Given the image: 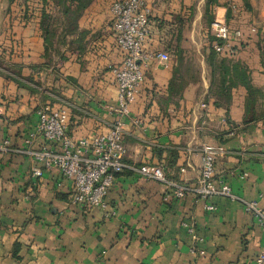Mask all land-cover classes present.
Segmentation results:
<instances>
[{"label":"crops","instance_id":"crops-1","mask_svg":"<svg viewBox=\"0 0 264 264\" xmlns=\"http://www.w3.org/2000/svg\"><path fill=\"white\" fill-rule=\"evenodd\" d=\"M116 1L93 0L78 17L75 35L57 30L60 40L49 51L39 16L34 29L22 24L16 47L0 48V142L23 148L36 110L45 105L67 113L73 138L109 131L113 70L122 61L109 10ZM217 2L211 19H225L241 38L212 61L207 41L201 60L193 62L186 46L196 47L201 22L211 35L207 0H147L143 50L175 57L144 70L130 109L138 125H128L123 140L124 163L133 169L162 164L168 178L194 190L207 149L216 154L213 186L229 188L236 200L203 199L192 191L178 199L163 184L125 169L104 208L78 206L56 171L33 178L31 160L10 154L0 157V264H251L264 251V231L243 205L254 202L264 213V0H239L230 18L223 0Z\"/></svg>","mask_w":264,"mask_h":264},{"label":"built area","instance_id":"built-area-1","mask_svg":"<svg viewBox=\"0 0 264 264\" xmlns=\"http://www.w3.org/2000/svg\"><path fill=\"white\" fill-rule=\"evenodd\" d=\"M223 5L227 10H237L234 0H223ZM109 10L113 20L115 43L122 53L121 63L113 70L117 93L116 105L109 109L115 115L109 131L91 140L73 138L67 133V113L45 105L36 110V125L24 139V147L14 149L8 141H2L0 157L17 154L29 158L34 164L31 176L36 179H41L45 172L56 171L70 185L71 203L93 209L105 207L104 199L115 176L125 169L135 172L146 181L163 184L178 199L192 191L203 199L224 196L236 200L229 188L223 185L219 188L213 186L216 154L207 149H203L201 154V171L194 190L168 178L162 164L142 165L133 169L124 163L123 140L126 127L138 125L130 117V109L138 100L144 82V70L154 63L168 62L169 57L166 53L143 50V45L149 40L150 9L147 0H119L113 2ZM210 32L221 43L212 45L217 54H223L226 50L232 51L233 39L241 38L239 31L230 32L225 19L218 18L217 15L210 24ZM38 139L41 140L40 144H36ZM61 186L62 183L56 185L57 188ZM243 205L245 211L258 220L264 231V213L257 204L244 202ZM207 209L213 210V207ZM188 232L191 234L193 230L188 228ZM251 264H264V251Z\"/></svg>","mask_w":264,"mask_h":264},{"label":"trees","instance_id":"trees-1","mask_svg":"<svg viewBox=\"0 0 264 264\" xmlns=\"http://www.w3.org/2000/svg\"><path fill=\"white\" fill-rule=\"evenodd\" d=\"M92 1L93 0H39L38 30L44 43V51H49V49L52 48V42L56 38H59L57 35V30L63 28V30L65 31L64 36L75 35L77 31L78 17L82 13V11L89 7ZM238 1L239 0H234V4L239 5ZM216 5H219L217 0H207L206 18L208 20L209 26L213 21L210 15H212L213 7ZM242 7L244 8V11H247L246 1L244 2ZM238 9L239 6H237V10ZM237 10H229L228 18L235 17ZM208 41L210 44V61H212L216 55V52L213 50L212 45L214 43H221L211 36H209ZM261 58V60L264 62V39H262ZM172 80H174V78ZM172 86L173 83L170 85V91L173 89ZM172 156L173 155L170 153V157Z\"/></svg>","mask_w":264,"mask_h":264},{"label":"rangeland","instance_id":"rangeland-1","mask_svg":"<svg viewBox=\"0 0 264 264\" xmlns=\"http://www.w3.org/2000/svg\"><path fill=\"white\" fill-rule=\"evenodd\" d=\"M198 1L199 0H195V3ZM195 3L194 7H196ZM38 10V0H0V48L3 52H7V50L10 49L12 50L13 46L16 47V45L21 41L19 37V34L22 31L21 29L35 28L33 24H36L34 20L38 16ZM194 12L196 13L195 9ZM23 23L26 26L24 28L22 26ZM200 26H202L203 32L202 35L195 40L196 47H194L191 41L186 46L187 53L195 55L192 59L193 62H199L201 60L202 51L207 45L209 36H211L208 35L210 33H208V30L203 22H201ZM161 39L163 42L167 41L165 36H162ZM234 42L235 41L231 43L232 49L234 48ZM167 55L170 61L174 60V54L168 52Z\"/></svg>","mask_w":264,"mask_h":264}]
</instances>
